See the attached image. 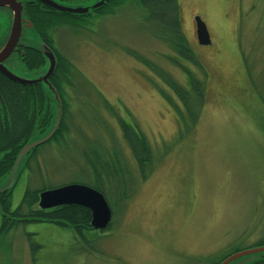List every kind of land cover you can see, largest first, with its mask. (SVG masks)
<instances>
[{
    "label": "rangeland",
    "instance_id": "obj_1",
    "mask_svg": "<svg viewBox=\"0 0 264 264\" xmlns=\"http://www.w3.org/2000/svg\"><path fill=\"white\" fill-rule=\"evenodd\" d=\"M178 1L199 68L182 57L178 62L207 90L198 123L177 127L160 95L169 92L167 81L128 53L155 63L179 85L187 81L183 68L167 60L175 58L170 48L151 37L142 8L104 20L96 36L60 34V54L72 64L63 94L69 133L44 142L25 167L35 141L57 121L47 135L28 140L0 188L12 190L14 209L26 188L91 185L94 168L112 226L96 237L86 234L94 237L90 250L70 229L44 222L11 226L0 240V264H209L264 243V0ZM195 16L209 29V46L197 43ZM46 69L47 62H39L37 73ZM38 90L53 104L47 86ZM121 121L131 130L125 133ZM135 133L149 153L142 170ZM110 160L113 167L106 166Z\"/></svg>",
    "mask_w": 264,
    "mask_h": 264
},
{
    "label": "trees",
    "instance_id": "obj_2",
    "mask_svg": "<svg viewBox=\"0 0 264 264\" xmlns=\"http://www.w3.org/2000/svg\"><path fill=\"white\" fill-rule=\"evenodd\" d=\"M129 8H132L133 1H127ZM126 4L123 0H120L118 7ZM142 10L144 11L143 22L146 24L151 32V37L157 41L166 44L173 56L168 57L167 60L173 66L181 67L178 57H182L191 64L194 68H199V63L196 61L194 52L189 46L188 40L183 32L181 25V11L178 0H141ZM111 15V14H109ZM76 27V26H74ZM137 61L142 62L144 66L149 67L152 72L161 80H165L166 86L169 92L160 91L161 97L171 106L173 109L177 127L184 125L192 127L198 123L202 108L206 99V85L201 79H195L194 72L191 73L188 69L183 68L187 81L184 85H179L177 80L171 75L166 76V73L157 68L155 63H151L145 57H139L134 51H128ZM154 64V65H153ZM69 60L62 54H58V62L56 64L55 71L50 78L51 85L55 88L56 93L61 102V116L57 124V128L54 130L50 138L45 141L46 144L62 139L63 135L69 133V127L67 125L68 120V106L65 103L64 91L73 80L70 77L71 71ZM72 69L74 67L72 66ZM169 78V79H166ZM172 79V80H171ZM22 84L19 82H12L4 76L0 75V181L4 179L9 171L12 169L14 161L19 151L24 145L34 136H45L49 132H46L55 121H57L56 114L58 110V104L54 95L49 90L51 96L50 103L42 101V94L38 90H35V86H44L43 84ZM22 87V88H21ZM181 87V89H180ZM21 89V90H20ZM182 89H188L183 92ZM190 90V91H189ZM171 91L174 93V97L180 103V106L173 102ZM68 99H66L67 102ZM185 113L187 114V120H185ZM124 132L130 131L131 126L120 122ZM125 138L131 144L128 134H125ZM134 138L137 140L140 148V154L136 152V161L140 170L145 166L144 163L149 160V153L147 151L146 141L142 136L135 133ZM44 144L41 143L35 146L28 152L25 167L34 160L37 155V150ZM106 166L113 167L112 162L108 161ZM94 181L88 186L99 190L103 195V181L99 178L98 173L93 168L92 170ZM107 173V175H113ZM142 174V172H141ZM44 189H30L26 188L24 195L14 209L11 208L10 195L11 189L0 188V240L4 234H7L11 226H24L30 223L44 222L53 224L58 228L71 229L74 237L82 239V236L87 240V233L94 231L91 227V213L88 209L78 206H61L49 210H41L38 205L39 193ZM113 213V211H112ZM112 223L105 229L110 230ZM18 228V227H17ZM83 240V239H82ZM264 243L259 241L252 248L263 247ZM234 254V253H233ZM232 255V254H230ZM230 255L224 256L219 261L209 264H220ZM249 264H264V253H262L254 262Z\"/></svg>",
    "mask_w": 264,
    "mask_h": 264
},
{
    "label": "flooded vegetation",
    "instance_id": "obj_3",
    "mask_svg": "<svg viewBox=\"0 0 264 264\" xmlns=\"http://www.w3.org/2000/svg\"><path fill=\"white\" fill-rule=\"evenodd\" d=\"M101 1L50 0V2L64 7L88 8V12L84 15H71L59 12L40 0H0V54H2L0 66L25 81H34L35 79L42 78L47 72L49 64L46 55L39 51L40 43L43 44V48L46 47L55 54L58 62V54L61 52L58 48V37L60 34L72 31L74 35L83 36L85 33H90V35L96 36L97 27L104 20H107L109 17H115L121 10H130L127 1H133L131 10L135 9L134 7L141 9L139 5V3L141 4V0H123L126 4L121 9L118 7L120 0H108L101 7L93 9V6ZM41 61L44 64L45 61L47 62V69L44 73L38 74V66ZM0 75L7 78L1 71ZM32 85L34 86L35 84ZM39 87L36 85L35 90L39 89ZM37 206L39 207V205ZM39 209L41 208L39 207ZM106 231L94 230L89 232H94L96 237ZM71 232L74 237L72 230ZM82 239L80 240L84 242V247H87L89 250L93 249L94 237L91 241H87L83 236Z\"/></svg>",
    "mask_w": 264,
    "mask_h": 264
},
{
    "label": "water",
    "instance_id": "obj_4",
    "mask_svg": "<svg viewBox=\"0 0 264 264\" xmlns=\"http://www.w3.org/2000/svg\"><path fill=\"white\" fill-rule=\"evenodd\" d=\"M40 1L46 4L47 6L54 8L62 13H67L71 15H84L88 12V8H80V7L70 8V7H64L58 4H54L50 2V0H40ZM107 1L108 0H102L101 2L95 4L93 6V9H97L101 7ZM194 22L196 26V37L198 44L200 46H209L211 44V38L208 29L206 27V24L199 16H196L194 18ZM39 51L42 54L46 55L49 64L47 72L42 76V78H39L37 80L35 79L34 81H25L22 78L14 76L9 71L2 68L1 66H0V71L4 75H6V77L9 78L10 80L19 82L21 84L41 83L47 86L48 89L54 95L55 100L57 101L58 104V112H59L57 116V124H58L61 116V102L59 100L55 88L51 85L49 81L55 71L57 58L55 54L46 47L42 48V50ZM1 58H2V54H0V60ZM57 124L55 128L44 139L35 141V145L32 146L31 148H34L35 146L47 141L50 138V136L53 134L54 130L57 128ZM30 149H28V151ZM38 205L42 210L54 209L61 206H78V207L86 208L91 213L90 225L96 231L105 230L110 225L113 217L110 206L108 205L104 195L99 190L83 184L73 183V184L60 186L57 188H50L47 190H43L39 193ZM259 253H264V246L251 248L243 252L234 253L220 264H232L234 261H236L239 258L252 254H259Z\"/></svg>",
    "mask_w": 264,
    "mask_h": 264
}]
</instances>
